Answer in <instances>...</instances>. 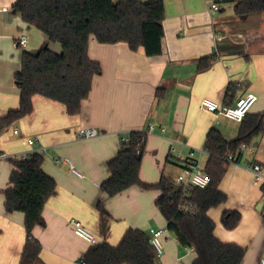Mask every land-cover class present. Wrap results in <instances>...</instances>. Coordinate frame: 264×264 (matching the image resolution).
Instances as JSON below:
<instances>
[{"label": "crops", "instance_id": "crops-1", "mask_svg": "<svg viewBox=\"0 0 264 264\" xmlns=\"http://www.w3.org/2000/svg\"><path fill=\"white\" fill-rule=\"evenodd\" d=\"M141 1L164 4L161 55L147 57L142 49L132 52L126 44L100 45L91 38L88 56L102 72L94 77L81 112L68 116L63 105L35 96L32 114L0 133V156H8L0 159V264H19L26 241L24 215L4 210V192L11 187L14 170L9 160L38 153L43 173L56 183L42 212L44 226L36 227L31 235L41 246L40 263L80 264L93 244L74 234L72 220L81 223L95 244L112 247L128 229L148 235L150 230H167L155 204L159 191L132 187L108 197L100 190L110 177L107 163L117 156L122 137L130 132L147 134L139 178L155 185L163 177L174 180L172 169L180 174L177 153L186 156L192 150L198 167L204 169L200 164H206L208 156L198 150L211 129L227 141L237 138L239 123L200 110L201 100L233 106L237 99L251 94L256 102L249 114L264 111V54L243 56L246 29L257 26L258 18L238 19L233 3L224 0ZM14 4L15 0H0V119L19 108L20 91L14 76L20 71L22 54L35 55L44 45L56 54L61 51L24 23L13 11ZM211 4L219 11L209 12ZM20 38L26 40L24 47L18 44ZM209 56L215 58L213 65L197 73L198 61ZM230 84L235 86L234 92L226 96ZM87 128L95 129L97 136L76 137L78 130ZM32 138L37 142L30 146L27 140ZM173 145L175 154L170 153ZM250 149L227 162L218 187L226 202L211 209L208 216L218 240L245 250L241 264H260L264 179L257 181L251 167L259 165L264 176V131ZM98 205L105 216L98 212ZM226 212L240 215L232 230L221 222ZM161 244L164 253L156 264H192L195 259L194 252L180 247L169 232L162 235Z\"/></svg>", "mask_w": 264, "mask_h": 264}, {"label": "trees", "instance_id": "trees-1", "mask_svg": "<svg viewBox=\"0 0 264 264\" xmlns=\"http://www.w3.org/2000/svg\"><path fill=\"white\" fill-rule=\"evenodd\" d=\"M224 1L233 3L238 19H259L257 26L246 29L244 58L264 54V0ZM13 11L24 23L40 31L48 43L57 44L61 51L56 54L44 45L35 55L22 54L20 71L14 76L20 91L19 108L0 119V133L15 121L32 114L35 96L63 105L68 116L81 112L82 103L92 90L94 77L102 72L100 65L88 56L91 38L100 45L126 44L132 52L142 49L147 57H156L162 52L165 9L161 1L15 0ZM214 62V56L201 58L197 73L208 70ZM234 88L230 84L226 96L233 94ZM249 113L239 123L238 135L233 141L225 140L216 129L207 133L202 150L208 159L203 170L211 181L206 189L192 191L191 201L197 207L194 215L179 211L176 202L180 189L173 180L163 177L155 185L141 182L139 171L146 133L130 132L121 138L117 156L107 163L110 177L101 184L100 190L108 197L132 187L159 191L156 207L178 245L193 249L195 259L192 264H241L245 250L215 237V224L208 212L226 202V196L218 187L227 162L239 158L241 146H250L264 131V111L254 115ZM124 138L128 143L123 141ZM9 162L14 170L10 175L11 187L4 192V210L7 214L19 212L24 215L26 235L19 264H41V246L31 235L36 227L44 226L42 212L56 183L43 173V159L38 153ZM97 209L102 217L105 216L101 206ZM239 221L237 212H226L221 219L228 230L234 229ZM82 260L84 264H156L150 236L138 229H128L115 247L104 242L92 245Z\"/></svg>", "mask_w": 264, "mask_h": 264}, {"label": "built area", "instance_id": "built-area-1", "mask_svg": "<svg viewBox=\"0 0 264 264\" xmlns=\"http://www.w3.org/2000/svg\"><path fill=\"white\" fill-rule=\"evenodd\" d=\"M208 10L209 12H217L219 11V7L216 4H211L208 7ZM18 44L19 46L24 47L26 45V40L24 38H20L18 40ZM255 102L256 97L254 95L247 94L237 99L233 106L218 105L208 99H203L200 102L199 108L202 111L214 114L216 117L223 116L236 123H240L250 112ZM149 129L152 130L153 128L150 127ZM14 133L17 132L15 131ZM96 136L97 132L92 128L80 129L76 132V137L79 139H92ZM123 141L125 143H128L127 138H124ZM36 142L37 140L33 138L27 140V144L30 146L35 145ZM246 149L251 150L250 146L242 145L240 148V152ZM198 151L200 153L203 152V150ZM170 153H176L174 145L171 146ZM29 154L23 156L21 159L24 160L28 158ZM193 154L194 152L191 150L186 156H183L179 153H177L175 156L176 162L181 164V172L173 180L175 186L180 189V197L176 203L179 211L186 215H194L197 210V207L191 201L192 191L206 189L211 181L210 177L204 172V170L198 167V161L193 157ZM0 159H8V156L1 155ZM55 162L58 164L60 161L55 160ZM230 162H233V159H231ZM251 172L257 181L264 179L262 168L259 165H253L251 167ZM71 224L73 225V232L78 238L85 240L89 244H95L94 237L84 230L80 222L72 220ZM167 232L168 231L165 229L150 230L149 232L150 242L157 259L161 258L164 253L161 244V237ZM187 250L188 252H193L192 248H187ZM80 264H84L83 260L80 262ZM260 264H264V252L261 254Z\"/></svg>", "mask_w": 264, "mask_h": 264}, {"label": "rangeland", "instance_id": "rangeland-1", "mask_svg": "<svg viewBox=\"0 0 264 264\" xmlns=\"http://www.w3.org/2000/svg\"><path fill=\"white\" fill-rule=\"evenodd\" d=\"M57 46V45H56ZM205 165V163L204 162H201V164H200V167H203ZM174 169H172V173H171V176L172 177H174L173 179H175L176 178V176L178 175V171L175 169V171H173ZM177 174V175H176ZM174 175H176V176H174ZM156 261H157V258H156Z\"/></svg>", "mask_w": 264, "mask_h": 264}]
</instances>
